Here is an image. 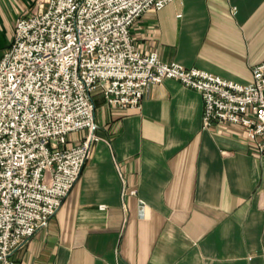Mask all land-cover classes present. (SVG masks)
Returning a JSON list of instances; mask_svg holds the SVG:
<instances>
[{
  "label": "crops",
  "instance_id": "obj_1",
  "mask_svg": "<svg viewBox=\"0 0 264 264\" xmlns=\"http://www.w3.org/2000/svg\"><path fill=\"white\" fill-rule=\"evenodd\" d=\"M35 1L0 0V56ZM131 35L162 62L246 83L264 60V0L171 1L138 17ZM203 106L171 78L136 109L96 94L100 139L11 264H264V153L239 125L203 128ZM85 134L69 133L66 145Z\"/></svg>",
  "mask_w": 264,
  "mask_h": 264
},
{
  "label": "built area",
  "instance_id": "obj_2",
  "mask_svg": "<svg viewBox=\"0 0 264 264\" xmlns=\"http://www.w3.org/2000/svg\"><path fill=\"white\" fill-rule=\"evenodd\" d=\"M175 0H36L0 56V261L45 228L100 137L95 95L136 109L166 78L198 91L203 128L239 125L264 153V60L235 82L138 49L131 28ZM86 130L67 146V135ZM135 194L124 188L122 195Z\"/></svg>",
  "mask_w": 264,
  "mask_h": 264
},
{
  "label": "rangeland",
  "instance_id": "obj_3",
  "mask_svg": "<svg viewBox=\"0 0 264 264\" xmlns=\"http://www.w3.org/2000/svg\"><path fill=\"white\" fill-rule=\"evenodd\" d=\"M16 21V20H15ZM15 23V22H14Z\"/></svg>",
  "mask_w": 264,
  "mask_h": 264
}]
</instances>
